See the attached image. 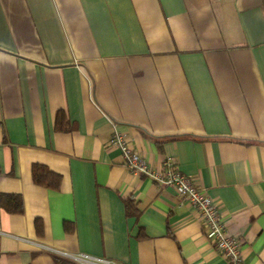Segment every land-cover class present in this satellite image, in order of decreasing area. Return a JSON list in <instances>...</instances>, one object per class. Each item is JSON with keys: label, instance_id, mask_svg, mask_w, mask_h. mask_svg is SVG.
Here are the masks:
<instances>
[{"label": "crops", "instance_id": "obj_1", "mask_svg": "<svg viewBox=\"0 0 264 264\" xmlns=\"http://www.w3.org/2000/svg\"><path fill=\"white\" fill-rule=\"evenodd\" d=\"M115 130L153 167L173 157L264 264V0H0V193L21 198L0 206V264H228Z\"/></svg>", "mask_w": 264, "mask_h": 264}, {"label": "built area", "instance_id": "obj_2", "mask_svg": "<svg viewBox=\"0 0 264 264\" xmlns=\"http://www.w3.org/2000/svg\"><path fill=\"white\" fill-rule=\"evenodd\" d=\"M108 143L112 147L119 149L124 164L130 170L142 173L158 183L171 187L176 194L188 201V204L192 206L203 225L202 230L206 239L216 248L228 264H244L240 253L239 241L227 230L225 223L219 216L217 204L213 202V199L207 193L199 190L190 175H185L180 170L173 157L166 156L160 161L158 166L153 167L128 142L126 135L116 130L112 133ZM68 257L77 264H121L109 258L84 252Z\"/></svg>", "mask_w": 264, "mask_h": 264}, {"label": "trees", "instance_id": "obj_3", "mask_svg": "<svg viewBox=\"0 0 264 264\" xmlns=\"http://www.w3.org/2000/svg\"><path fill=\"white\" fill-rule=\"evenodd\" d=\"M62 117L61 112H58L56 119ZM31 177L35 184L42 185L48 188H57L60 182V175L48 169L46 166L34 163L31 166ZM131 198L124 199L125 208L128 214H131ZM0 206L9 212L21 211V198L17 193H0ZM53 264H77L71 258L67 256L51 253Z\"/></svg>", "mask_w": 264, "mask_h": 264}]
</instances>
